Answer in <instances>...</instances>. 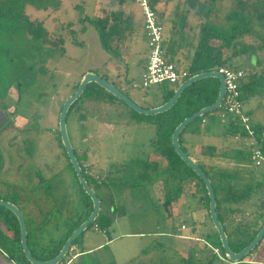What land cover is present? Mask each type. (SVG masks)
I'll return each instance as SVG.
<instances>
[{
  "label": "rangeland",
  "instance_id": "1",
  "mask_svg": "<svg viewBox=\"0 0 264 264\" xmlns=\"http://www.w3.org/2000/svg\"><path fill=\"white\" fill-rule=\"evenodd\" d=\"M167 1H178L177 6L166 8L178 16L175 22L178 28H182L183 16L190 11L188 19H191L197 35L199 23L203 21L228 34H231L232 26L238 24V19L228 18L229 13L238 8L236 0ZM5 2L12 5V2L0 0V7ZM102 2L36 0V4L30 2L24 5L30 21L37 23L44 19L48 37H63L65 42L62 46L45 45L32 37L27 32L26 20L19 21L9 13L0 18V103L9 106V116L13 114L11 121L8 119L12 129L2 132L0 127V200L11 201L23 212L31 247L39 243L41 249H50L53 241L84 217L83 206L87 199L80 189L66 150L61 146L59 133L61 106L74 93L83 75L86 72L98 74L144 108L164 103L165 92L172 87L167 83L142 86L140 63L130 62L127 67L123 63L125 59L119 57L124 49L127 51L130 48L127 38L125 43L119 40L115 45L114 34L121 32L119 28L113 29L108 36L109 52L104 49L94 25L86 19L80 21L79 18L85 15L90 19L102 17ZM23 4L15 1L13 12L20 13ZM130 7L135 13V22L142 11L135 1ZM110 10L111 6H106L103 14L108 16ZM126 13L131 14V11ZM249 13L253 14L251 21L243 27L239 26L244 33L239 34L237 40L254 50L234 56L227 65L244 72L256 70L264 75V22L256 19L255 13ZM158 17L161 20L159 13ZM168 20V15L163 17L164 29L170 24ZM134 24L135 28L130 22L129 25H122L126 37L131 29L137 34L136 42L130 44L131 54L135 57L138 51H144L147 55V41L144 42L140 28L137 29L138 23ZM83 26L85 29L82 30ZM183 33V30L174 31L173 40L178 41ZM195 40L197 42V38ZM218 43V40L212 42L215 45ZM232 52V49L225 50L226 55ZM117 62L121 68H118ZM177 64L178 68H185V64ZM116 66L120 69L119 75L124 77L123 83L111 76L117 73ZM243 109L249 113L253 126L264 125V91L243 101ZM204 117L207 124H201L198 119L191 122L187 130L201 128L207 133L211 127L212 135L206 138L198 135L197 141L204 145H221L223 137L220 132L225 124L220 121L218 108L205 113ZM66 128L80 163L82 166L89 165L91 174L95 173L98 177V183L90 185L99 197L100 213L111 218V225L106 230L85 229L75 239V248L73 246L58 264H66L75 249L89 248L92 249L90 252L77 254L69 263L232 264L230 260L213 254L215 244L202 248L207 233H211V242L217 240L218 235L208 209L200 207V195L192 182L194 180L183 183L182 193L174 204V217L170 220L163 194L169 186L177 185L181 175L178 172L171 174L167 165L162 166L160 174L159 168L157 171L144 167L143 163L155 159L153 156L159 153L155 144L157 126L152 121L135 120L130 108L118 99L110 102L104 96L81 97L66 116ZM233 146L234 141L227 146L229 150L224 156H216L217 152H213L215 155L207 158L209 163L205 161V165L213 170H228L236 186L244 183L254 186L253 201L241 204L247 213L246 219L251 221L249 228L236 236L231 230L241 219H233L234 222L225 225L230 241H239L250 239L264 221V162L258 167H233L230 164L234 159ZM184 151L190 155L186 149ZM242 161L247 162V158H242ZM158 177L161 182H155ZM155 184L165 190L160 189L156 195ZM202 194L206 198V192L202 191ZM218 214L222 218L220 208ZM3 223L1 229L5 228ZM191 248L195 252L193 255L189 253ZM256 251L254 249L251 255L247 254L250 256L248 259L257 261L252 264H264V248L259 253ZM5 254L0 250V264H14ZM221 256L224 255L221 253ZM210 258L213 261L210 262Z\"/></svg>",
  "mask_w": 264,
  "mask_h": 264
},
{
  "label": "trees",
  "instance_id": "2",
  "mask_svg": "<svg viewBox=\"0 0 264 264\" xmlns=\"http://www.w3.org/2000/svg\"><path fill=\"white\" fill-rule=\"evenodd\" d=\"M8 2H12V5H1L0 7V18L3 14L7 15L8 13L15 16L17 20H26L27 21V32L32 36L36 37L39 40L42 41L45 45L50 46H62L65 42L63 37L59 36L56 39H51L48 37V32L46 30V27L44 26V19L39 20L37 23H34L28 19V15L24 11V5L28 3L36 4V0H7ZM24 3L23 9H20L19 12L15 10L13 12L12 6H14V2ZM122 2V0H120ZM152 7H155V4L158 0H149ZM237 3V9L230 12L228 15V18H236L238 19V24H235L231 28V34L225 33L223 31H219L212 27L209 23L206 21L199 23L198 26V35H197V44L194 49L193 55L191 57L190 62L183 68L187 74L188 77L192 76L195 73H199L202 71H209L213 69H217L220 66H228L230 59H232L234 56L238 54H245L248 52L253 51V47L250 45H246L243 43H240L238 39L239 34H243L244 31H242L239 26L246 25L251 21L252 15L249 13H255L256 19H258L260 22H264V0H236ZM11 6V11L8 12L9 7ZM19 6V5H18ZM39 7V9H41ZM80 7V5H78ZM208 9H210L208 7ZM82 11V10H81ZM208 11V10H207ZM109 16L105 15L96 19H90L89 16L85 15L83 18H79L80 21L87 20L89 21L94 27L96 28L98 34L100 35V39L102 40V45L105 50L109 51L111 48L108 44V36L111 34L110 32L113 29H118V23L117 21L114 22V24L110 23ZM72 23V22H71ZM85 26L82 27V30L85 29ZM248 30V29H246ZM242 31V32H241ZM71 31V35H73ZM55 37V36H54ZM218 40V44H212L213 41ZM264 42V41H263ZM264 47V45H263ZM232 49L233 52L229 55H226L225 50ZM230 67V66H229ZM212 80L210 84H206L208 80ZM78 85V84H77ZM76 85V87H77ZM116 86V85H115ZM75 87V88H76ZM177 87V85H173L172 87L167 88V93L165 92V99L163 102L167 101L174 93V89ZM121 89V88H119ZM218 89H219V80L216 78H203L198 81H195L191 83L189 86H187L180 94L178 100L176 103L170 107L168 110L157 113L155 115H143L140 113H137L136 111L130 109L132 117L137 121L142 120H148L152 121L157 126V139H156V145L157 150L159 153L165 158L167 161V170L170 171V173L178 172L180 173L181 177L179 179V182L175 187L169 186L165 190L164 194V205L168 207V213L170 220L173 219V209L174 204L177 202L178 198L180 197L182 190H183V183L188 182L191 180H194L197 185V192L200 195V205L204 209H208L209 212V198L207 195V190L205 188V185L201 178L196 175V173L186 165V163L177 155L175 152L172 142H171V136L174 128L187 116L191 115L192 113L196 112L197 110L208 106L212 104L218 95ZM264 91V75L258 74L256 70L252 72H245V77L241 82L240 85V93H241V99L242 101L248 99L251 96H255L260 94ZM104 96L107 100H110L112 102L114 99L117 98L101 88L99 85L95 83H88L82 94L78 97H101ZM76 99L71 106L68 109L67 114L71 109H73V106L78 101ZM218 108V112L221 110ZM204 118V115L196 118L195 120ZM194 120V121H195ZM191 124V123H190ZM187 125L181 133H183L185 130H187ZM226 132L229 136H240V137H247L246 131L244 128L240 125L237 119L230 118L228 124L225 126ZM254 129V136L257 139L256 142L258 143L263 155H264V125H261L259 127L253 126ZM198 130V128L194 129V131ZM61 146L64 148L61 139H60ZM65 149V148H64ZM208 153L213 154L215 152V147L208 146ZM249 153V154H248ZM247 155H250V151L246 150H237L235 157L238 159H242L244 157H247ZM68 157V156H67ZM85 157V156H84ZM80 166L82 167V172L84 177L86 178L87 183L90 185V183H98L96 182V179L98 177H91L85 172V168L80 163V159L76 156ZM85 159V158H83ZM145 168H154L158 171V163L157 162H149L146 161L143 163ZM199 166L203 169L205 174L209 177L211 180V183L214 188L215 197H216V213L217 217L220 220V222L223 225V228L225 229V225H229L230 223L234 222L233 219L240 218L241 220L236 223V225L232 228L231 233L232 235H238L243 230H247L249 226L251 225V221L247 220L246 216L247 213L244 211V209L241 207L243 201H249L252 198V193L254 191V186L245 183L240 186H236L234 184V181L231 180V176L229 175L228 171L221 168H206L204 165L199 164ZM89 168V167H88ZM159 173V171H158ZM212 176V177H211ZM77 177V176H76ZM88 177L90 178L88 180ZM78 181V179H77ZM79 183V182H78ZM201 183V184H200ZM81 191L86 196V201L84 203V209H83V216L82 219L73 227L69 228V230L62 236L53 241L51 244V248L47 250L41 249L39 243L37 246L31 247L28 241V234H27V243L30 252L32 255L38 259V260H49L56 256L65 243L68 236L72 233V231L80 225L90 214L92 210V201L90 197L85 193V191L82 189L81 185L79 184ZM91 186V185H90ZM202 191L206 192V198L202 194ZM218 194V196H217ZM222 210V218L219 217L218 209ZM238 215V216H237ZM244 215V216H243ZM2 221L5 225L4 229H1ZM264 221L262 222V224ZM111 225V218L104 213L98 214L96 219L87 227H94L95 229L99 230H106ZM260 228H258L256 231H254L252 237L248 240H235L233 239L230 241L229 235L228 241L229 246L232 251L238 252L240 251L245 245H247L253 237L256 235ZM226 232V230H225ZM81 234V233H80ZM211 233H207L204 242H203V249H205L207 246L211 247V244H215L214 248L218 249V255L214 254L217 257L225 258V254L223 251V248L221 246L219 237L215 241H210ZM79 236V235H78ZM77 236V237H78ZM76 237V238H77ZM75 238V239H76ZM75 239L73 240L71 247L75 246ZM261 246V241L251 250L250 253L253 252L254 249H257ZM0 250L4 251L6 256L14 263V264H32L30 263L26 256L24 255L20 243V230L18 225V220L15 217V215L8 209L0 206ZM213 251V250H212ZM81 253L83 250L80 251ZM189 253L193 255L194 249L191 248L189 250ZM221 253L224 256H221ZM248 253V254H250ZM69 254V251L68 253ZM248 255H246L240 262L233 263L232 264H244L243 260H246ZM227 260V259H226ZM210 262L213 261V258H210ZM69 263V262H68ZM66 263V264H68ZM70 264V263H69Z\"/></svg>",
  "mask_w": 264,
  "mask_h": 264
},
{
  "label": "water",
  "instance_id": "3",
  "mask_svg": "<svg viewBox=\"0 0 264 264\" xmlns=\"http://www.w3.org/2000/svg\"><path fill=\"white\" fill-rule=\"evenodd\" d=\"M213 77L219 80V89H218V95L216 100L208 105L205 106L196 112L192 113L191 115L185 117L173 130L172 136H171V142L172 146L177 153V155L186 163L187 166H189L197 176L201 178L203 181L205 188L207 190V195L209 198V215L212 220V223L216 229L217 235L219 237L221 246L223 248L225 258L230 260L233 263L240 262L248 253L251 252V250L262 240L264 237V223L261 225L260 229L254 236V238L245 245L240 251L234 252L231 250L229 246L228 236L225 232V229L223 228L222 223L217 217L216 213V197L213 185L211 183V180L209 177L205 174L203 169L199 166V164L194 160L193 157L188 155L183 148L180 145L179 142V136L183 129L189 125L191 122H193L196 118H199L203 116L205 113L215 110L219 108L222 104L223 96H224V78L223 75L218 73L215 70H209V71H202L199 73H195L192 76L188 77L184 81H182L177 87L174 89L173 95L164 103L154 106L151 108H144L142 106H139L136 104L129 96H127L121 89H119L117 86H115L113 83L108 81L107 79L99 76L98 74L94 72H86L82 79L80 80V83L78 84L76 90L73 94L68 96L60 109L59 113V133L61 142L66 150V154L70 160L71 165L74 168L75 174L77 176L78 182L81 185L82 189L85 191V193L90 197L92 201V210L88 217L80 224L78 225L72 233L68 236L65 243L59 250L58 254L54 256L53 258L49 260H38L36 259L32 253L29 250L28 243H27V225L25 221V217L23 212L13 203L9 201L0 200V206L10 210L15 217L18 220L19 224V230H20V243L22 247V251L24 255L26 256L27 260L32 264H58L63 260V258L66 256L68 251L71 248V244L73 240L80 235L87 227L96 219L100 212V200L97 196L94 189L87 183L86 178L83 175L82 169L79 165V162L76 158V155L74 153L72 144L69 139V135L66 128V116L69 107L71 104L78 99V97L82 94L85 86L88 83H95L99 85L101 88L115 96L118 100L125 103L130 109L136 111L137 113L143 114V115H152L164 112L168 110L170 107H172L176 101L178 100L181 92L189 86L191 83L198 81L203 78Z\"/></svg>",
  "mask_w": 264,
  "mask_h": 264
},
{
  "label": "crops",
  "instance_id": "4",
  "mask_svg": "<svg viewBox=\"0 0 264 264\" xmlns=\"http://www.w3.org/2000/svg\"><path fill=\"white\" fill-rule=\"evenodd\" d=\"M102 1L103 2L100 4V7L102 9L101 16L105 15V14H103V9L106 8V6L110 5L111 10H110V13L108 14V16L110 17V23L114 24V22L117 20V18H119L118 27H119L121 32L118 34H114V38H115L114 40L116 41L115 45L119 43L118 42L119 40H122V42L125 43V38H127V43L131 44L133 42H136L137 34H135V32H133V29L129 30V28H128L129 31L127 32L128 33L127 37L124 35L125 29L122 28V25L123 24L129 25V22L133 23V28H135L134 23H138L137 29L140 28V31L142 32L141 35L144 38V42H146V37L144 34V30H143V16H142V14H141L140 18L136 17L137 21L134 22V20H133L135 13L131 9L130 5H131V3H133L134 0H122V2L120 0H102ZM6 4L7 3L5 2L2 5H6ZM177 4H178V1H176V2L171 1L169 3L167 0H158L155 4V8H156L157 12L162 16L161 17L162 25H163V21H162L163 17L168 15V18H169L168 21L170 24L168 25V27L164 29V26H163V42H162V44H163V51H164L165 58L169 61H172L175 64H177V62H178L179 64L182 63V64H185V66H186L190 62L191 57H192L193 52H194V49L196 47L197 42H196L195 38H197V34L194 33V29H193L194 26L191 24L192 23L191 19H188V17H189L188 14L190 13V11H188L187 15L183 16L182 28H178L176 26L175 22H177L176 18L178 16L174 12H172V13L168 12L166 8L171 6V5L177 6ZM183 4H184V2H183ZM181 6H182V4L180 5V7ZM159 7H160V10H159ZM130 11H131V14L126 13V12H130ZM178 30H183L184 33L178 41H175V40H173L172 36L174 34V31H178ZM123 43L121 46H123ZM130 44H129L130 48H128L127 51H125V49H124V51L120 53L121 56H119V57H121L120 59H125V62H123V63H126L127 67H128V64H130V62L137 63V64L140 63V65L142 66V73H143L145 66H146L147 55H145L144 51L143 52L138 51L137 55H135V57H134V54H131L132 47ZM184 46L186 47V51L184 50ZM144 50H145V46H144ZM116 65H118V62L116 63ZM118 68H121V66L118 65ZM118 68L116 66L115 71H117V70L118 71H117V73H114V74L112 73L111 76H113V78H115V79H120V81L122 82V79L124 80V77L119 75L120 69H118ZM142 73H141V75H142ZM114 101L115 100H113L112 102H114ZM244 101H246V100H244ZM247 114L249 115L248 112H247ZM229 120H230V118L228 120H226L225 122H221V123L225 124V126H226V124H228ZM200 121H201V124H207V119L205 117L202 118ZM212 133H213V130L211 129V127H210V132L207 131V133L205 130L201 131V128H199V130H196V131H194V128L188 129V130H185L183 133L180 134L179 142H180V145L183 148V150L186 149L188 152H190V156L193 157L194 160L198 164H202V165H204V167H206L205 163L208 162V160H206V159L207 158L211 159V156L215 155V154L212 155V154L208 153V149H207L208 146L215 147V150H216L215 152H217L216 156H224L227 153V150H229L228 149L229 147H227V146H231V143L234 141L235 146H233L234 148H232V150H231L232 154L234 156L233 157L234 159L231 160L232 163H230L231 161H229V163L232 164L233 167H243V166L244 167H251L252 165H254L250 161V158L248 155L246 157L247 162H243L242 159H238L235 157L237 150H246L249 152L248 142H247V139L245 137L229 136L226 132L225 127H224V130H222V132H220L222 137H223V139H222L223 145L222 144L221 145H219V144L218 145L217 144L216 145L215 144L204 145V144H200L197 141L198 135L206 138L209 135H212ZM200 134H202V135H200ZM216 136L217 135H215V137ZM255 140H257V139L255 138ZM227 143H230V144L228 145ZM224 144H227V146ZM153 157H155V159H148V161L150 160L149 162H157L158 163L159 174H160L162 172V170H161L162 166H166L167 162H166L165 158L160 153H157ZM87 166L90 169V166L89 165H87ZM256 167H258V166H256ZM156 181L161 182L160 177L156 178L155 182ZM192 182L194 183L195 186H197L195 181H192ZM160 189L163 190L164 187L157 188L156 184L154 185V190H155L156 195H157V191H159ZM164 194H163V197H164ZM163 200H164V198H163ZM9 202H11V201H9ZM100 206H101V203H100ZM200 207H201V205H200ZM74 248H75V246H74ZM263 248H264V239H262V244L258 248L257 253H259V251H262ZM91 250H92L91 248L83 249V252H90ZM80 251L79 250L77 251V249H75L73 255L71 256V260L74 258V256L81 253Z\"/></svg>",
  "mask_w": 264,
  "mask_h": 264
},
{
  "label": "built area",
  "instance_id": "5",
  "mask_svg": "<svg viewBox=\"0 0 264 264\" xmlns=\"http://www.w3.org/2000/svg\"><path fill=\"white\" fill-rule=\"evenodd\" d=\"M141 8L143 14V30L147 41V61L145 69L141 75L142 86L149 87L154 84L167 83L168 85H179L188 78L184 69H180L175 63L169 61L164 56L163 51V25L158 17L155 7H152L149 0H134ZM223 75L224 78V96L221 104V110L218 116L221 122L229 118L237 119L240 125L246 131V139L250 151V161L254 166H259L264 162V155L255 140L254 129L250 116L243 109L241 99L240 85L245 77V72L239 68L229 66H220L213 69ZM85 172L91 177L92 171L85 166ZM184 228V225H182ZM73 246L70 248V251ZM213 253L218 255V249L214 248ZM71 261V257L66 263Z\"/></svg>",
  "mask_w": 264,
  "mask_h": 264
},
{
  "label": "flooded vegetation",
  "instance_id": "6",
  "mask_svg": "<svg viewBox=\"0 0 264 264\" xmlns=\"http://www.w3.org/2000/svg\"><path fill=\"white\" fill-rule=\"evenodd\" d=\"M78 86V85H77ZM70 96V95H69ZM8 107L9 106H7V104L6 103H0V127L2 128V132L3 131H6V130H8L9 128L10 129H12L11 127H13V126H10V124H11V119H10V116H12L13 114H11L10 116H9V113H8ZM8 119H10V121L8 120ZM61 139V138H60ZM80 165V164H79ZM85 166H87L86 164H84L83 165V167H85ZM81 167V166H80ZM81 169H82V167H81ZM253 199L254 198H251L250 199V201H253ZM254 238V237H253ZM262 239H264V237L262 238ZM262 241V240H261ZM262 244V243H261ZM259 248V247H258ZM258 248H257V250H258ZM256 253H257V251H256ZM250 255H251V253H250ZM248 257H250L249 255H248ZM248 257L246 258V260H243L244 261V263H250V264H252V263H257V261L254 259V260H250V259H248ZM238 263V262H237Z\"/></svg>",
  "mask_w": 264,
  "mask_h": 264
}]
</instances>
